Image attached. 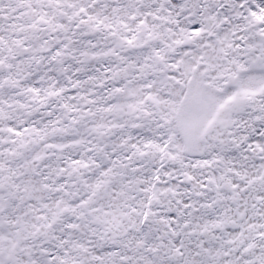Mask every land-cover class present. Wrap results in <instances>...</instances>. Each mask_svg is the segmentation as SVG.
<instances>
[{"label": "snow or ice", "instance_id": "6c2138e0", "mask_svg": "<svg viewBox=\"0 0 264 264\" xmlns=\"http://www.w3.org/2000/svg\"><path fill=\"white\" fill-rule=\"evenodd\" d=\"M0 264H264V0H0Z\"/></svg>", "mask_w": 264, "mask_h": 264}]
</instances>
